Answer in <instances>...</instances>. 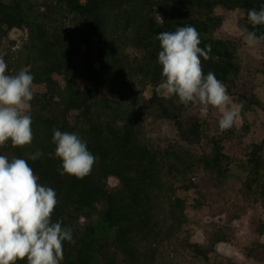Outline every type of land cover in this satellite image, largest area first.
<instances>
[{"label": "trees", "instance_id": "1", "mask_svg": "<svg viewBox=\"0 0 264 264\" xmlns=\"http://www.w3.org/2000/svg\"><path fill=\"white\" fill-rule=\"evenodd\" d=\"M262 5L264 0H0V52L12 29H26L27 41L17 54H26L23 66L33 75V84H57L53 75L61 79L57 94H34L30 103L32 125L41 134L38 146L15 147L11 156L27 160L38 182L57 194L52 222L70 227L75 240L63 242L60 264H110L111 249L135 261L136 239L159 234L161 198L171 221L166 236L171 239L180 230L186 214L179 191L187 187L175 188L170 182L176 175L185 178L197 162L180 157L179 166L171 169L168 154L148 138L144 120L159 117L157 113L168 117L171 106L156 94L144 96L147 87L164 80L156 36L194 26L200 47L211 45V59L201 57L204 73H215L229 87L241 63L237 43L216 35L222 23L217 7L241 9L243 27L259 36L264 25L253 28L247 12ZM87 20L92 22L89 40L83 27ZM9 72H19L17 65ZM54 128L77 133L96 157L83 179L59 174L62 161L54 155ZM37 150L43 155L28 159ZM112 177L118 180L115 187L109 186ZM189 245L209 260L200 246ZM17 264H27L26 258Z\"/></svg>", "mask_w": 264, "mask_h": 264}, {"label": "rangeland", "instance_id": "2", "mask_svg": "<svg viewBox=\"0 0 264 264\" xmlns=\"http://www.w3.org/2000/svg\"><path fill=\"white\" fill-rule=\"evenodd\" d=\"M217 14L222 23L216 35L237 43L241 63L235 82L224 85L233 105L242 103L243 107L233 127L221 131L218 109L182 104L175 95H167L162 84L145 89L147 99L156 94L171 103L168 117L157 113L159 117L144 120L150 143L168 154L171 169L179 166L180 157L197 162L185 178L176 175L170 182L175 188L187 187L179 191L186 219L168 239L165 233L171 221L165 200L159 199L158 236L140 235L136 239L135 261L126 252L111 249L107 257L110 264H264V42L254 48L246 45L240 34L245 18L241 9L218 6ZM83 27L89 40L92 22L85 21ZM27 36L26 29L14 28L3 42L0 58L8 66L6 74L16 65L19 71L28 70L23 66L26 54H17ZM53 80L58 83L33 84V93L57 94L61 79L53 75ZM32 131L31 144L23 147H35L41 141L39 127L32 125ZM14 148L8 141L0 146V154L10 159ZM117 183L116 178L109 179V186ZM190 243L200 246L209 260L191 249Z\"/></svg>", "mask_w": 264, "mask_h": 264}, {"label": "clouds", "instance_id": "3", "mask_svg": "<svg viewBox=\"0 0 264 264\" xmlns=\"http://www.w3.org/2000/svg\"><path fill=\"white\" fill-rule=\"evenodd\" d=\"M247 20L253 28L264 25V5L258 11L250 9ZM159 22L163 23L160 16ZM240 34L249 48L264 42V35L257 36L247 27H241ZM156 39L161 49L157 62L162 66V90L175 95L182 104L218 109L222 114L219 129L232 128L243 104L233 105L215 73H204L201 57L211 59V45L200 47V34L192 25L161 32ZM7 68L0 58V146L10 141L12 146L22 147L33 140L30 101L34 98V77L25 69L6 74ZM52 141L54 155L62 161L60 175L83 179L91 173L96 157L77 133L54 128ZM42 155L37 150L28 159L35 161ZM38 181L27 160L0 155V264H17L25 258L27 264H60L63 242L75 243L70 227H62L61 221L52 222L58 203L55 190Z\"/></svg>", "mask_w": 264, "mask_h": 264}]
</instances>
